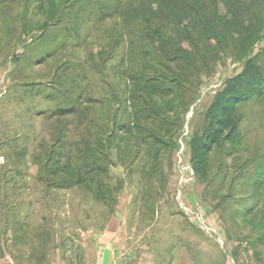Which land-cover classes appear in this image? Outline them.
Instances as JSON below:
<instances>
[{"label":"rangeland","instance_id":"obj_1","mask_svg":"<svg viewBox=\"0 0 264 264\" xmlns=\"http://www.w3.org/2000/svg\"><path fill=\"white\" fill-rule=\"evenodd\" d=\"M141 4L0 0V264H98L117 226L118 264H264V94L240 107L230 155L215 148L208 178L195 170L178 198L181 147L193 166L216 94L248 59L264 62V14L248 44L246 30L217 37L186 22L156 33ZM161 63L184 73L179 95L130 80ZM58 159L92 172L60 189Z\"/></svg>","mask_w":264,"mask_h":264},{"label":"trees","instance_id":"obj_2","mask_svg":"<svg viewBox=\"0 0 264 264\" xmlns=\"http://www.w3.org/2000/svg\"><path fill=\"white\" fill-rule=\"evenodd\" d=\"M139 1L143 7L141 10H145L146 12L145 24L147 28H152L156 33L162 32L164 29L167 30L173 25L179 27L186 26L184 25L186 22V27H191L195 31L201 29L205 32V35L210 29L217 37L234 36L235 33H239L238 38L240 39L242 35L244 36V31L246 30L245 32H248L246 38L249 39V44L262 30L260 28L257 29V26H254V24L262 22L264 0ZM101 8L104 9V6ZM223 8L225 9L224 13L222 12ZM116 10L119 14L122 11L118 6ZM140 12L137 8L134 11L132 10L133 15H140ZM255 16H260L256 18V22L253 19ZM258 24L261 25V23ZM250 27L254 28L252 35L249 32ZM133 29H135L134 26ZM186 35L188 38L193 39L194 33L189 31ZM135 43L136 40H130L132 46ZM158 66L164 69V72L155 71L150 76L146 75L145 71L142 74H131L129 77L134 87L136 89L143 87L142 89L145 93L151 97L179 95L181 85L186 80L184 73L172 69L170 66L165 67L162 63L158 64ZM263 94L264 62L258 63L253 59H248L242 72L230 78L216 94L206 111L204 125L191 138L192 164L201 179H207L209 176L211 157L214 149L227 148L226 154L230 155L237 141L241 138L240 107ZM153 105L156 106V102H153ZM70 110L68 107L60 110V113L65 114ZM139 113H141L140 110L139 112L137 111L138 116L141 115ZM145 113L150 119L155 118V115L159 114L155 107L150 108ZM168 122L164 121L163 124L171 129L173 124H169ZM70 161L62 165L58 159L53 166V169H59L63 173V176H65L56 183L60 189L83 185L85 183V174L92 172V170L88 171V165L84 168L82 166L78 167V169L71 168ZM95 169L97 168L94 167ZM49 171L53 177L59 174L57 173L58 171L53 172L50 169ZM103 171L104 173L107 172L106 168H103ZM253 178L255 177L253 176ZM261 183H264V178H256V186H260Z\"/></svg>","mask_w":264,"mask_h":264},{"label":"crops","instance_id":"obj_3","mask_svg":"<svg viewBox=\"0 0 264 264\" xmlns=\"http://www.w3.org/2000/svg\"><path fill=\"white\" fill-rule=\"evenodd\" d=\"M118 234L119 230L117 226L115 227V248L110 243L106 244V247L101 248V250L99 251V255L95 258L98 260V264H118L119 256L117 254V251L122 248V239L119 237ZM117 242L119 244H117Z\"/></svg>","mask_w":264,"mask_h":264},{"label":"built area","instance_id":"obj_4","mask_svg":"<svg viewBox=\"0 0 264 264\" xmlns=\"http://www.w3.org/2000/svg\"><path fill=\"white\" fill-rule=\"evenodd\" d=\"M185 152V148L181 147V150L179 151V159H180V188H179V195L178 198H182V187L187 185L196 175L195 169L191 165L190 162H187L184 160L183 155ZM185 208V206H183Z\"/></svg>","mask_w":264,"mask_h":264}]
</instances>
